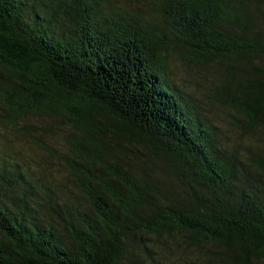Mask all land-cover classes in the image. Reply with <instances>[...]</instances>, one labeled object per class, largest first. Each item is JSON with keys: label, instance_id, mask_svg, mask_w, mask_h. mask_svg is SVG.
<instances>
[{"label": "trees", "instance_id": "16d2710c", "mask_svg": "<svg viewBox=\"0 0 264 264\" xmlns=\"http://www.w3.org/2000/svg\"><path fill=\"white\" fill-rule=\"evenodd\" d=\"M157 1L156 28L131 1L0 0V124L55 153L83 201L0 151V264H264V157L248 176L167 75L168 49L236 60L222 90L264 129V0ZM28 114L64 115L68 152Z\"/></svg>", "mask_w": 264, "mask_h": 264}, {"label": "rangeland", "instance_id": "374dc122", "mask_svg": "<svg viewBox=\"0 0 264 264\" xmlns=\"http://www.w3.org/2000/svg\"><path fill=\"white\" fill-rule=\"evenodd\" d=\"M113 3L130 2L143 8L144 16L154 24L161 26L162 22L156 12L157 0H108ZM153 16H157L154 19ZM167 75L184 92L185 99L193 102L195 111L215 127L216 137L225 152L234 154L239 160L237 163L248 176H255L258 172L257 164L264 157V129H252L245 114L228 101V94L222 90L228 78L225 69L236 60L217 59L207 63H193L184 59L179 53L168 49ZM6 72L0 65V75ZM4 113V106L0 101V115ZM28 125L33 127L45 143L53 146L57 152L67 153L66 139L70 134L77 133V129L67 124L64 115L53 116L49 114H28L19 120L18 126ZM0 151L5 157L12 156L31 164L34 168L44 172L46 176L62 183L64 194L76 202L83 203L79 198L78 190L68 178V172L58 156L48 153L41 145L33 142L29 137L21 134L13 127L0 124ZM18 152V153H17ZM7 157V158H8ZM172 178L160 176L156 185L168 194L172 185L176 188ZM173 186V187H174ZM61 188V186H60ZM146 242L155 250H164L167 255L172 253V247L177 246L182 240L175 241L166 237L158 238L152 234L146 236ZM164 243V244H163ZM165 246L167 249L163 248ZM173 260L171 264H205L198 262L196 255L185 259ZM170 264L169 261H166Z\"/></svg>", "mask_w": 264, "mask_h": 264}]
</instances>
